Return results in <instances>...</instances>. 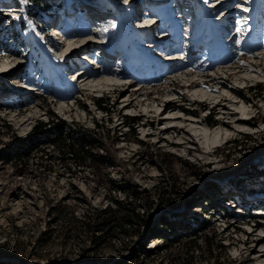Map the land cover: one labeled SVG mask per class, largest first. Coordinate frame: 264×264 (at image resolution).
I'll return each instance as SVG.
<instances>
[{
	"label": "rangeland",
	"instance_id": "rangeland-1",
	"mask_svg": "<svg viewBox=\"0 0 264 264\" xmlns=\"http://www.w3.org/2000/svg\"><path fill=\"white\" fill-rule=\"evenodd\" d=\"M164 4L172 10L161 13ZM98 7L107 8L106 26L117 16L112 38L119 39V26L123 34L112 55L88 31L73 34L66 45L55 42L52 28L61 27L62 17L66 29L76 33L70 25L88 28L87 14ZM157 18L156 28L134 26ZM237 21L247 30L238 32ZM211 28L228 39L225 46H207L209 38L198 43ZM153 35L166 41L165 59L172 63L147 57L143 45ZM80 40L93 43L66 56L79 49ZM82 57L92 67L84 84L114 70L125 72L124 77L82 90L81 83L70 80L71 73L86 69ZM3 67L17 69L4 76ZM202 91L225 93L227 100L214 107L212 99L196 96ZM99 96L108 99V113L96 106ZM49 110L90 129L99 123L103 143L92 153L102 161L76 166L52 160L44 170L47 161L34 150L22 163L0 162V264H264V223L256 220V211L264 212V180L253 171L264 168V0H0V117L11 126L0 137V149L13 135L27 136L37 120L48 121ZM171 111L180 119L160 124ZM136 113L141 121L133 132L124 116ZM206 115L230 130L225 141L209 148L190 124L199 119L212 128ZM236 116L247 125L235 124ZM170 125L176 126L163 132ZM43 146L54 152L53 146ZM163 177L173 184L169 194L158 188ZM208 183L219 190L205 191ZM136 187L147 192L151 206L137 209L146 225L95 240L92 225L79 219L85 210L129 200L123 189ZM197 190L204 195L192 199ZM222 198L230 204L234 199L243 215L238 209L230 210V217L224 213L220 206L228 205ZM192 215L209 227L198 232L197 243L186 244L192 237L183 224ZM175 232L182 238L177 240Z\"/></svg>",
	"mask_w": 264,
	"mask_h": 264
},
{
	"label": "trees",
	"instance_id": "trees-1",
	"mask_svg": "<svg viewBox=\"0 0 264 264\" xmlns=\"http://www.w3.org/2000/svg\"><path fill=\"white\" fill-rule=\"evenodd\" d=\"M259 85L260 84L257 86H250V89H253L252 87L256 88ZM94 102L97 107L104 110L106 113L109 112L107 98L104 96L94 97ZM50 111L51 110H49V112ZM48 114V121L37 120L27 136L20 137L13 135L11 140L0 149V162L22 163L31 157L34 150L41 152V155L38 156V158L42 159V161H47L46 164L44 163V170L49 169L48 161L52 160H60L63 165L74 163L76 166H85L87 165V162L92 163L93 161H102L97 159L96 155L92 153L96 147H100L102 142L103 136L100 132V127L102 126L99 123L95 124L96 126L94 129H90L75 121L70 123L54 112ZM124 117L127 120L129 129L135 132L134 125L141 121V116L125 115ZM216 121L217 120L214 119L213 115L207 116L208 123L215 125L217 123ZM10 127V124H7L6 120L0 117V137L6 134V130H9ZM45 144L53 146L54 152L51 153V151L47 150V147L43 146ZM41 164H43V162H41ZM253 171L255 172L256 177L264 179V168L258 169L256 167ZM161 187L165 194H169L172 191L173 184L163 177L161 182H159L158 188ZM204 190L214 192L218 191L219 188L215 184L208 183L204 186ZM123 191L126 193L127 197H129L130 201L126 198L123 200L114 199L113 202L115 206L108 204L103 208L92 207L91 210H85L84 214L79 218L80 221H88V223L92 225L91 231H95V233H92L93 237L96 238L95 240H101V238H104V236L116 229L121 233H127V226L131 227L134 225L140 229L146 225V220H138L140 214L137 209L144 207L145 210H148L151 207L150 203L147 204L145 200L147 192L139 190L137 187L133 188L131 192L126 190V188H124ZM192 194V199L204 195L203 192L199 190L194 191ZM159 198H161L160 195ZM161 205H163V203ZM220 207L229 217L232 215L229 212L230 209L228 207L224 205H221ZM189 217L192 221L184 223L183 226L187 229L185 232L187 233L186 235L192 238L185 243H197V239L199 238L198 232L208 229L209 222L199 216L192 215ZM73 219H75L74 216ZM180 233L181 232H179V234H177V232L174 233L177 240L182 238V233ZM203 238L207 249L211 250L212 244H210V238L208 235H205Z\"/></svg>",
	"mask_w": 264,
	"mask_h": 264
},
{
	"label": "bare ground",
	"instance_id": "bare-ground-1",
	"mask_svg": "<svg viewBox=\"0 0 264 264\" xmlns=\"http://www.w3.org/2000/svg\"><path fill=\"white\" fill-rule=\"evenodd\" d=\"M154 14H155V11H152ZM66 16H64V17H62V19L63 18H65ZM61 19V20H62ZM157 21L159 22V20H158V18H157ZM158 22L157 23H155V24H153L152 25V29L153 28H156V26L158 25ZM90 23V19L87 21V23H86V26L88 25ZM99 26H101L102 28V30L104 31V32H106L107 33V30H106V23L105 22H100L99 23ZM106 26V27H105ZM140 27H143V26H145V25H139ZM147 26V25H146ZM148 27V26H147ZM53 28H56V25H55V27H53ZM91 29H89V28H82V29H79L76 33H73V30H71V29H66V34H68V36H66L65 38H63L62 36H60L59 34H58V36H59V41H58V43H60V44H62V45H66V43H69V40H71L72 38H73V34H81V35H83L84 34V31H88V32H90L91 33V31H90ZM111 33L112 32H110V36H109V38H108V40H106L105 42L106 43H108L110 40V38H112V36H111ZM80 35V36H81ZM84 36V35H83ZM157 36V38L159 39V35H153V36H150L148 39H145L147 42V45H146V43L144 44V46H143V50H148V46L150 45L151 47H152V53L155 51V53H157V55L155 54H152L153 55V58H160V61L165 57V56H167V55H165V54H163V49H164V47H163V45H164V43L166 42V41H162V42H156V44H151V43H148V42H151V37H156ZM104 37V36H103ZM82 38V37H81ZM160 38H162V37H160ZM104 39H106V38H104ZM114 38H112V40H113ZM233 39H234V37L230 40V42L231 41H233ZM86 40H80L79 42H82L81 43V45L79 46V49L77 48V47H74V48H77V49H74L73 51H71V52H67L66 53V56H69V55H71V54H74V53H76L77 51H79V50H83V49H85L86 47H88L89 45H91L93 42L91 41V40H88L87 42H85ZM78 42V41H77ZM78 42V43H79ZM68 45V44H67ZM83 45V46H82ZM72 46V45H71ZM71 46H70V49H73V48H71ZM115 46H116V44H112V45H110L109 46V49H108V51H109V53L108 54H110V55H112L113 53H114V50H115ZM158 47V49H156ZM159 52H161V55H158V53ZM169 52V51H168ZM65 56V57H66ZM77 64L79 63V59H76L75 58V60H74ZM75 63V64H76ZM108 65H106L105 67H107ZM17 67H19V66H17ZM8 67H3V68H1V69H5V70H3V72H5L6 71V75L9 73V71H13L14 69H11V68H9V69H7ZM108 68H111V66L109 65L108 66ZM148 68V67H147ZM11 69V70H10ZM17 69V68H16ZM82 69H84V68H82ZM82 69H79V70H76V71H81ZM112 71V70H111ZM2 72V73H3ZM15 72V71H14ZM114 74L113 75H110V74H108V73H105V74H102L101 76H97V77H95V78H98V79H94L92 82L90 81L88 84H84L85 83V81L89 78V77H91L90 75L89 76H87V78H82L80 81H81V85H82V87L84 86V88H87V87H90V88H93L94 86L96 87V85H98L99 87L101 86V87H107V86H110V85H112V84H114V81H116L117 79H121L122 77H124V76H122L125 72H123V73H121V71H115L114 70ZM75 73V72H74ZM5 74H4V76H5ZM116 83H117V81H116ZM91 85V86H90ZM190 86H192V88H193V90L195 89V87H197V86H195L194 84H190ZM113 87V86H112ZM202 87V86H201ZM203 87H205V86H203ZM94 89V88H93ZM114 90H116V88L114 89ZM213 90H215V89H213ZM215 93H218V90H215ZM196 96H200L201 98H206L207 97V99H212V101H213V103H216L215 104V106L214 107H216V106H219L220 104H219V102L221 101H226L227 99H225V93H221V94H214V95H211V94H208L207 92H205V91H202V92H200V93H197L196 94ZM224 96V97H223ZM231 98V97H230ZM235 96H232V99L234 100V102H235ZM237 99V98H236ZM219 101V102H218ZM231 101V100H230ZM133 103V100L132 101H130L127 105H126V108L128 107V106H130L131 104ZM235 104V103H234ZM168 108H170V109H172L171 108V105H170V103H168L167 105H166ZM225 108V107H224ZM215 109V108H214ZM242 111H244V115H246L247 114V112L245 111V107H243L242 108ZM156 112L157 113H159V108H158V110H156ZM164 113V112H163ZM163 113H161L160 115H163ZM224 113H222V115H223ZM29 118H27V120H28ZM176 119H180V113L179 112H173V111H171V112H169L168 114H167V116H165V117H162V119H160L159 120V123L160 124H162V123H165L166 121L165 120H167L169 123H173ZM234 123L235 124H237V125H240L241 127L242 126H246L247 124H246V121H244V118H242V117H239V116H236V117H234ZM190 124L192 125V126H195L193 129H191L194 133H195V135H197V136H199V135H202L203 136V138H206V140H207V143H208V148L209 147H211L212 145H215V144H218V143H220V142H223V141H225L228 137H229V133L228 132H230V130H229V128H227L226 126H225V124L224 123H219V124H216V125H214L212 128H206V127H204V123L202 122V121H199V119H191V121H190ZM174 126H176V125H170V126H167V127H163V132H167V131H169V129L170 128H173ZM205 126H208V124L206 125L205 124ZM178 127V126H177ZM209 127V126H208ZM218 128H220V129H218ZM214 129V130H213ZM218 129V130H217ZM182 144H184L185 142L183 141V142H181ZM181 144V145H182ZM254 228V227H253ZM253 232H254V229H252V233H251V236L253 235ZM155 240V239H154ZM260 240H262V239H260ZM161 242V241H160ZM154 243V242H153ZM159 244V243H158ZM264 249H261V251H263ZM262 254H260V257L261 256H263L264 255V251L263 252H261Z\"/></svg>",
	"mask_w": 264,
	"mask_h": 264
},
{
	"label": "snow or ice",
	"instance_id": "snow-or-ice-1",
	"mask_svg": "<svg viewBox=\"0 0 264 264\" xmlns=\"http://www.w3.org/2000/svg\"><path fill=\"white\" fill-rule=\"evenodd\" d=\"M29 2V0H23V3H28ZM125 2H126V0H125ZM17 19H19V17H17Z\"/></svg>",
	"mask_w": 264,
	"mask_h": 264
}]
</instances>
